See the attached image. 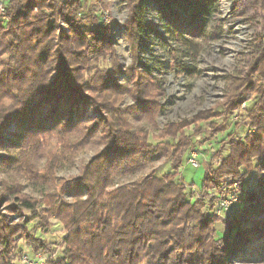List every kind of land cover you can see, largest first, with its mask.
I'll return each instance as SVG.
<instances>
[{"label":"trees","instance_id":"16d2710c","mask_svg":"<svg viewBox=\"0 0 264 264\" xmlns=\"http://www.w3.org/2000/svg\"><path fill=\"white\" fill-rule=\"evenodd\" d=\"M124 1L129 7L125 27L134 57L126 69L115 56L110 29L93 4L6 0L7 20L0 13V147L7 142L23 145L54 132H75L81 146L87 142L101 146L63 188L73 195V202L61 191L50 195V200L54 198L50 212L64 223L67 234L59 256L55 249L47 251L46 264H233L231 260L241 256L245 246L261 244L264 249V41L254 43L251 63L232 77L220 104L223 111L216 113L228 120L249 94L257 96L243 121L249 130L237 140L230 135L228 154L221 157L220 149L205 164L199 194L192 197L180 173L195 148L192 134L183 129L188 119L169 123L160 137L172 142L159 146L149 142L147 130L130 121L132 111L152 118L162 91L141 61L150 30L144 0ZM157 1L165 15L183 24L180 13L171 7V1L177 0ZM182 1L190 7L183 22L192 25V34H204L218 0ZM59 21L69 26L68 34L57 27ZM219 33L220 28L211 35ZM108 55L110 66L102 67ZM122 73L129 76L127 83L118 80ZM127 96L138 104L121 107ZM91 107L99 113L94 122ZM12 123L17 130L14 139L8 137ZM161 157L170 162L164 175L149 172L128 183L116 182ZM68 160L65 155L61 161ZM227 176L238 178L240 194L231 207L232 217L222 220L224 234L218 237L215 224L220 219L214 208L233 189L232 185L222 188ZM0 187L5 188L2 199L15 196L17 210L35 211V217L38 211L44 213L37 200L18 197L12 184L2 181ZM16 228L0 213L1 242L10 246L9 237L3 235L11 236ZM30 244L43 246L36 238ZM2 258L6 259L5 253Z\"/></svg>","mask_w":264,"mask_h":264},{"label":"rangeland","instance_id":"374dc122","mask_svg":"<svg viewBox=\"0 0 264 264\" xmlns=\"http://www.w3.org/2000/svg\"><path fill=\"white\" fill-rule=\"evenodd\" d=\"M0 1L5 9L3 12L0 5L1 18L7 20L4 5L6 0ZM80 1L83 4L85 1L93 4L101 22L110 29L115 56L118 57L122 68H127L134 57L125 27L129 12L126 2L124 0ZM171 7L180 13L183 24L165 15L160 1L144 0V19L150 30L141 54V61L150 68L155 81L160 85L162 96L158 112L152 118L133 111L129 113V117L134 127H143L149 132V142L154 146L167 145V142L171 144V138L164 136L161 139L160 135H163L161 131L165 130L169 123L188 119L187 126L183 129H186L187 134H192L195 148L191 150L189 156L187 155L180 173L190 195L196 197L199 194L205 164L220 149L221 157L228 154L227 141L230 135L233 134L237 140L249 130L248 123L243 121L257 102V96L249 94L247 101L243 102L241 108L237 109L228 120H224V115L217 116L216 113L219 110L223 111L220 104L225 101L224 93L232 77L239 75L247 62L251 63L249 61L253 58L251 51L254 43L264 41V0H218V5L214 6L202 35L192 34V25L183 22V18L190 10L189 6L182 0H177L171 1ZM57 27L69 33V26L66 23L59 21ZM218 28L221 29V33L211 35V32ZM60 30L57 32L60 33ZM184 38L192 44L185 43ZM111 58L110 55L104 58L101 66L109 67ZM128 77L126 73L117 76L120 83H127ZM133 104L138 103L127 96L120 106L129 107ZM89 116L94 122L99 113L91 107ZM194 116L202 118L196 121ZM15 132L17 130L12 123L8 137L12 139ZM213 133L215 136H212ZM76 138L75 132L67 135L57 132L45 133L34 140L29 139L23 145L11 146L7 142L0 147V185L2 181L12 184V187L18 191L16 193L18 197L29 196L37 200L39 207L46 213L38 211L39 215L35 217V211L17 210L18 202L15 196L8 201L2 199L5 188L0 187L2 193L0 213L8 218L13 227H17L11 236L7 234L8 232L3 235L9 237L10 246L1 242L0 238V254L2 252L0 264H10L11 261L12 264H24L26 257L33 261L39 259L47 261L50 255L47 251L55 249L54 254L57 257L64 248L62 241L67 230L60 218L50 212L52 209L50 202L54 200V198L50 200V195H57L59 191L64 193L63 188L80 174L82 166L101 148L90 142L81 146ZM65 155H68L69 160L63 162L61 160ZM4 157H11V163L4 162ZM190 158H194L196 163ZM169 170L170 162L165 157H161L151 160L139 173L118 178L116 182L128 183L149 172L160 177ZM237 179L233 176L225 177L222 188L227 190L229 185H232L230 188L233 189H230V193L225 198L219 199L214 208L220 219L215 224L218 237L224 234L222 220L226 205L230 209V206L238 202L235 201L238 192L240 194V188L237 189L239 183ZM68 193L65 192L63 197L68 202H73V195ZM2 228L4 225H1ZM31 238L38 239L43 246L38 248L30 244ZM254 246L249 248L245 246L243 254L241 252L242 255L231 262L264 264L263 246L261 244ZM3 253L6 254V259L2 258Z\"/></svg>","mask_w":264,"mask_h":264},{"label":"built area","instance_id":"2783aa9c","mask_svg":"<svg viewBox=\"0 0 264 264\" xmlns=\"http://www.w3.org/2000/svg\"><path fill=\"white\" fill-rule=\"evenodd\" d=\"M0 5H1V9L3 10V12L5 11L4 7L2 6V1H0ZM190 160L193 161V163H196L194 158H190ZM237 200V198H235ZM235 200V201H236ZM226 212H225V216L224 219H230L232 217V209L230 206V209L228 207V205H226ZM35 260V259H34ZM25 263L24 264H46V259H39L38 261H33L32 259H28L27 257L24 259Z\"/></svg>","mask_w":264,"mask_h":264}]
</instances>
